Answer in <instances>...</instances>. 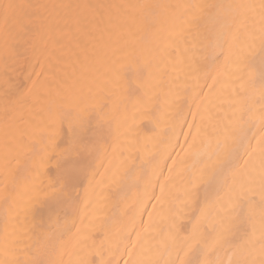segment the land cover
Masks as SVG:
<instances>
[{"label":"bare ground","instance_id":"6f19581e","mask_svg":"<svg viewBox=\"0 0 264 264\" xmlns=\"http://www.w3.org/2000/svg\"><path fill=\"white\" fill-rule=\"evenodd\" d=\"M0 264H264V0H0Z\"/></svg>","mask_w":264,"mask_h":264}]
</instances>
